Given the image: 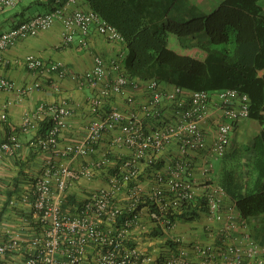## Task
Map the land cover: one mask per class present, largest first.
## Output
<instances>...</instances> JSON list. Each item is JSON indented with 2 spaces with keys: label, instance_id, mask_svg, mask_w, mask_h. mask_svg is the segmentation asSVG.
Listing matches in <instances>:
<instances>
[{
  "label": "built area",
  "instance_id": "1",
  "mask_svg": "<svg viewBox=\"0 0 264 264\" xmlns=\"http://www.w3.org/2000/svg\"><path fill=\"white\" fill-rule=\"evenodd\" d=\"M22 0H0V13ZM81 0H53L51 10L38 13L0 34V50H6L19 40L36 36L56 22L63 26V45H71L75 35L84 38L95 28L110 42H123L119 31L92 9L84 8ZM123 54L110 60L94 57L92 68L74 72L71 78L80 88H91L94 96L90 110L96 115L83 138L61 149L59 138L67 127L71 109L64 101L24 116L20 132L38 131L43 114L50 115L52 126L45 137H38L33 146L50 151L40 173L34 178L29 200L31 217L20 218L17 229L8 228L0 240V264H140L150 261L137 246L130 243L131 229L141 218L139 205L147 206L155 227L168 231L179 218H195L201 210L223 220L225 189L213 177V159L223 157L232 143L235 125L249 118L250 100L235 89L208 92L169 86L155 79L128 77L121 68ZM28 70L37 75L49 74L57 65L47 66L44 60L28 56ZM40 82L34 86L39 87ZM14 85L0 80V89ZM31 86L17 93L22 102ZM141 93V94H139ZM139 94V95H138ZM122 97L129 109L107 102ZM10 103L6 104L8 107ZM215 105L221 118L215 133L208 136L203 128ZM0 113V122L7 121V108ZM18 133L12 132L0 140V158L13 154L19 147ZM105 136L110 150L128 149L130 154L114 164L110 150L86 166L71 168L54 161L75 154L87 155L97 150ZM202 161L197 177L196 161ZM145 164L153 183L144 189L141 183ZM156 165L158 167H156ZM105 171L108 185L89 190L80 202L69 203L70 188L82 178L92 180ZM227 230L235 226L233 215L226 216ZM28 226V231L26 230ZM245 244H229L224 250H211L197 244V258L191 260L186 251L178 250L166 258L165 264H264V246L251 235Z\"/></svg>",
  "mask_w": 264,
  "mask_h": 264
},
{
  "label": "crops",
  "instance_id": "2",
  "mask_svg": "<svg viewBox=\"0 0 264 264\" xmlns=\"http://www.w3.org/2000/svg\"><path fill=\"white\" fill-rule=\"evenodd\" d=\"M193 1L206 12H211L222 0ZM81 5L88 9L86 3L81 2ZM52 6L53 0H22L18 5L0 13V34L31 16L51 10ZM83 38L80 33H77L71 45H63V26L58 21L50 29L41 31L36 36L19 40L6 50H0V80L4 79L14 85L12 88L0 89V113L6 104L10 103L6 107L7 121L0 122V140H6L9 134L17 132L20 141V147L13 154L0 158V240L6 237L8 228H19L20 218L31 217L29 200L24 196L31 190L34 178L40 173L47 160L52 159L50 151H43L33 146L38 131L20 132L24 116L27 113L39 112L41 105L49 107L65 101L71 109V114L67 118V127L59 138V147L63 149L66 145L83 138L87 127L96 116L89 106L94 91L91 88H80L71 78V74L92 68L96 55L110 60L123 54L121 68L124 71V60L127 54L124 41L110 42L95 28H91L86 37V45L81 43ZM180 43L184 46V50L191 49L192 52L194 48L200 47L188 39H180ZM167 44L169 46V43ZM28 56L38 57L44 60L47 66L57 65V68L51 70L49 74L37 75L28 70L25 65V58ZM35 82H40L41 85L35 87ZM25 86H31V88L25 94L24 100L18 102L17 93ZM110 105H116L124 110L129 109L122 97H113L111 102H107L106 109ZM263 111L260 118L264 114ZM210 112V116L203 124L209 137L215 133L221 118L215 105L211 106ZM46 118H50L47 113L41 116L40 121ZM260 118L258 120L243 119L235 125L228 152L239 148L240 145L244 148L252 144L253 138L263 130L256 126L259 124L256 121ZM238 142L241 144L238 145ZM110 147L109 137L105 136L94 152L87 155L75 154L55 158L54 161L69 165L71 168H80L86 166L91 160L99 159L106 150H110ZM129 154L130 151L126 148H114L110 150L109 155L112 162L117 164L121 158ZM201 164L202 161L198 159L194 171L197 177L201 176ZM143 165L141 185L147 189L151 187L153 181L145 171L146 165ZM216 176L214 171V179ZM107 185L105 171L98 173L92 180L82 178L70 188L68 202H80L89 190ZM222 208L226 216L233 215L235 218V226L228 230L226 216L223 220H218L204 209L199 211L193 219L182 216L172 229L164 231L152 224L148 216L149 208L142 206L140 222L133 226L130 235V243L137 246L145 256L150 257L149 262L140 264H165L166 258L180 249L186 251L188 257L194 260L198 256L195 251L197 244L208 246L211 250L222 251L229 244L247 243L245 239L247 234L257 238L260 243H264V232L257 231V227L263 228L264 222L260 225L256 218L242 217L235 203L228 196L224 198ZM26 230L28 231V226ZM252 263L248 259L245 260V264ZM216 264H225V262L219 258Z\"/></svg>",
  "mask_w": 264,
  "mask_h": 264
},
{
  "label": "trees",
  "instance_id": "3",
  "mask_svg": "<svg viewBox=\"0 0 264 264\" xmlns=\"http://www.w3.org/2000/svg\"><path fill=\"white\" fill-rule=\"evenodd\" d=\"M81 1L123 37L128 77L155 79L189 90L235 89L249 97V119L260 118L264 108V0H222L211 12L193 0ZM168 33L202 47L206 57L201 60L169 48L164 39ZM51 126V118L42 121L38 137H45ZM222 158L224 164L215 180L242 217L256 218L261 225L264 129L251 145L227 151ZM263 228L257 231L264 232Z\"/></svg>",
  "mask_w": 264,
  "mask_h": 264
},
{
  "label": "rangeland",
  "instance_id": "4",
  "mask_svg": "<svg viewBox=\"0 0 264 264\" xmlns=\"http://www.w3.org/2000/svg\"><path fill=\"white\" fill-rule=\"evenodd\" d=\"M164 39L166 40L167 43H169V47L178 53L191 55V56H194V57L201 59V60H203L207 55V51L201 47L194 48L193 52L191 51V49L190 50L189 49L184 50V46L182 45V43H180V38L174 34L168 33L167 36L164 37ZM261 75L264 77V72H261ZM256 123H259V124H256L257 128L260 129V127H261V129H264V114L260 118L259 121H256ZM240 144L241 143L238 142V145H240ZM240 146H239V148H241ZM212 164H213L215 174L218 175L220 173V170L222 169V166L224 164V160H223V158H216V159H214Z\"/></svg>",
  "mask_w": 264,
  "mask_h": 264
}]
</instances>
